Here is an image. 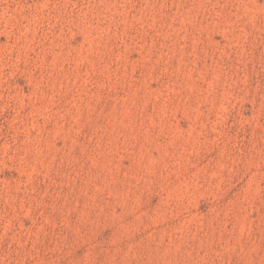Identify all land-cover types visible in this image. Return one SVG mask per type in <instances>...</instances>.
Listing matches in <instances>:
<instances>
[{"label":"rangeland","instance_id":"374dc122","mask_svg":"<svg viewBox=\"0 0 264 264\" xmlns=\"http://www.w3.org/2000/svg\"><path fill=\"white\" fill-rule=\"evenodd\" d=\"M0 264H264V0H0Z\"/></svg>","mask_w":264,"mask_h":264}]
</instances>
